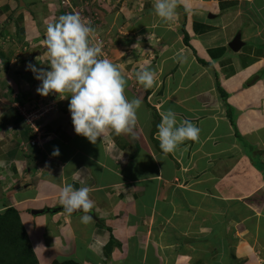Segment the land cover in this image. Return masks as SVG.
<instances>
[{
	"label": "crops",
	"instance_id": "crops-1",
	"mask_svg": "<svg viewBox=\"0 0 264 264\" xmlns=\"http://www.w3.org/2000/svg\"><path fill=\"white\" fill-rule=\"evenodd\" d=\"M154 3L0 0V213L18 212L33 264H217L220 228L231 233L232 222L250 223L243 212L234 221L225 210L255 194L257 206L264 204V171L244 149L257 146L264 164V0H181L170 22ZM69 13L94 27L106 43L103 58L122 68L128 99L142 101L133 134L110 130L93 144L75 132L70 98L38 94L31 70L20 81L12 73L14 61L48 67L47 26ZM16 45L21 54L4 56L3 48ZM141 66L157 74L151 88L136 78ZM169 110L201 130L174 153L162 151L157 135ZM68 183L91 189V223L63 211ZM252 201L245 202L251 209ZM200 243L212 244L209 253H198Z\"/></svg>",
	"mask_w": 264,
	"mask_h": 264
},
{
	"label": "clouds",
	"instance_id": "clouds-1",
	"mask_svg": "<svg viewBox=\"0 0 264 264\" xmlns=\"http://www.w3.org/2000/svg\"><path fill=\"white\" fill-rule=\"evenodd\" d=\"M180 3L181 0H155L154 11L158 17L170 22L176 18ZM185 9L190 11L187 5ZM94 33V27L78 13L61 15L47 26L48 67H37L30 62L26 70H31L35 79L41 82L38 94L70 98L69 111L75 132L96 144L110 130L116 135L133 134L142 101L128 99L127 80L121 66L101 57V47L91 42ZM156 75L154 70L141 66L136 78L145 88H151ZM65 93L69 94L66 98ZM23 114L31 123L35 122L36 118ZM157 127L160 147L165 153H174L187 140L197 141L201 131L189 120L178 122L176 113L171 110L161 114ZM60 154L58 147L52 153L57 157ZM90 193L87 186L63 185L60 191L63 211L72 214L80 210L84 213L81 222L91 223L93 216L89 213L94 202Z\"/></svg>",
	"mask_w": 264,
	"mask_h": 264
},
{
	"label": "rangeland",
	"instance_id": "rangeland-1",
	"mask_svg": "<svg viewBox=\"0 0 264 264\" xmlns=\"http://www.w3.org/2000/svg\"><path fill=\"white\" fill-rule=\"evenodd\" d=\"M69 9H70V7L67 8V13H68ZM22 42L23 41L20 40V41H18V44L19 45L20 44H22V45L26 44L25 42H23V43ZM16 48L18 49V45H16ZM2 53L4 54V56H6L9 59L11 57L15 58V56L18 53L21 54L22 52H20V49L10 50L7 48L4 50V48H3ZM101 57L102 58L106 57L105 49L101 50ZM14 67H15V71L12 70V73L14 75H16V77H18V79L20 81V78H21L22 74H24L23 73L24 70L27 69V66L25 63H23V67H22L21 65H18L14 61ZM18 68H19V71H17ZM20 83L21 82H19V84ZM28 84H29L28 80L23 81L22 88H26L28 86ZM15 94L16 93H14V95ZM13 103H14L13 104L14 107H16L17 110L22 112V106H24V105L21 104L22 105L21 106L19 103H16V102H13ZM34 104H37V103L34 102ZM7 130H9V129L7 128ZM244 149L247 150L249 154H251L252 146L248 145L246 148V146L244 145ZM262 155H263V153H262ZM251 156L253 158H255L256 161L260 160V154H256L255 151H254V153H252ZM231 165L234 166L235 163L233 162V163H231ZM255 195L252 196L251 198H248L247 200H245V199L239 200L238 206L240 204V207H242V208L245 207V210H243V209L241 210V209H239L238 206L236 207L235 205H232V204H231V207H229L231 209H229L227 206V205H229V203L223 204L221 201V204L226 205V208H228L225 210L226 211L224 213L225 216L232 217L234 220L236 217H239L240 212H243V215H246L249 218L248 221L250 222L249 223L250 225L248 224V226H242L241 227L239 224H237V222H232L233 223V230L231 231V233H230V231H227V230L225 231V229L223 230L222 228H220L219 234L215 233L217 236L215 237V239H216L215 243L216 244L215 243L214 244L216 245V247L219 248V250H217V252H216L217 253L216 256H214L212 258V260L215 261V263H217V264H264V204L263 205L260 204V207H258L257 201H254V198H256ZM251 199L253 201L250 204H251V206H253V209L247 207L246 203H245V202H248V200L250 201ZM236 219H238V218H236ZM245 229H247L246 230L247 234L245 232ZM257 229H259V231H257V233H256L255 231ZM206 233L207 232L203 231L202 228H200L198 230V234L201 238L203 237V235H206ZM229 234H231V237H232L231 241L229 240V237H230ZM230 243H233V245L235 246L236 254L234 253V248H231L229 246ZM211 245L212 244H206V245L202 246V243H200L199 245L196 246L199 248L198 253H200L202 247H206V248H203L202 253L208 252L209 249L211 248ZM242 249H249V250H251V252L249 253L248 256L247 255L244 256L241 254L243 252ZM236 256H238L239 258Z\"/></svg>",
	"mask_w": 264,
	"mask_h": 264
},
{
	"label": "trees",
	"instance_id": "trees-1",
	"mask_svg": "<svg viewBox=\"0 0 264 264\" xmlns=\"http://www.w3.org/2000/svg\"><path fill=\"white\" fill-rule=\"evenodd\" d=\"M250 146H252V150L249 156L252 162L255 166L264 171V164L260 163L258 160L256 161V159L251 156L254 151L256 154H260L262 151L255 145L250 144ZM56 210L58 209H51L50 212ZM26 235V231L19 220V214L14 208L9 207L6 211L0 213V264H12L13 261L15 264H19L18 261L16 262V260L20 258L19 255L29 259L33 250L30 248ZM14 256L15 258L13 259ZM26 259H23V264H33V260Z\"/></svg>",
	"mask_w": 264,
	"mask_h": 264
},
{
	"label": "water",
	"instance_id": "water-1",
	"mask_svg": "<svg viewBox=\"0 0 264 264\" xmlns=\"http://www.w3.org/2000/svg\"><path fill=\"white\" fill-rule=\"evenodd\" d=\"M20 1H21V3H23V0H20ZM241 45H242V43L240 41V36L239 35H237V37L234 38L233 41L230 43V46L233 49H235V50H237ZM32 212L33 213H43L44 210H33ZM80 213H83V212L78 210L77 212H74V213H72L70 215H77V214H80Z\"/></svg>",
	"mask_w": 264,
	"mask_h": 264
},
{
	"label": "built area",
	"instance_id": "built-area-1",
	"mask_svg": "<svg viewBox=\"0 0 264 264\" xmlns=\"http://www.w3.org/2000/svg\"><path fill=\"white\" fill-rule=\"evenodd\" d=\"M92 44L97 45L101 47V50L105 47L106 43L103 41V39L98 36L97 34H94L92 37ZM34 143V142H33Z\"/></svg>",
	"mask_w": 264,
	"mask_h": 264
}]
</instances>
